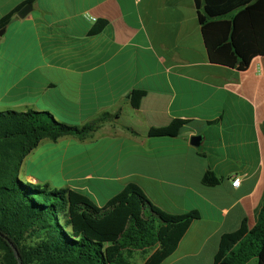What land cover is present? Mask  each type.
<instances>
[{"label": "crops", "instance_id": "0c3cea01", "mask_svg": "<svg viewBox=\"0 0 264 264\" xmlns=\"http://www.w3.org/2000/svg\"><path fill=\"white\" fill-rule=\"evenodd\" d=\"M28 2L31 10L18 17ZM14 9L0 36L2 92L74 125L110 114L83 138L52 140H64V156L94 165L80 180L94 175L97 206L133 182L166 212L198 211L160 264H213L223 233L243 219L255 225L264 192V56L241 71L210 62L194 0H0V18ZM98 19L106 27L89 35ZM138 88L145 93L134 108ZM176 118L187 120L180 135L147 134ZM208 169L217 184L202 182ZM22 174L55 187L20 164Z\"/></svg>", "mask_w": 264, "mask_h": 264}, {"label": "trees", "instance_id": "16d2710c", "mask_svg": "<svg viewBox=\"0 0 264 264\" xmlns=\"http://www.w3.org/2000/svg\"><path fill=\"white\" fill-rule=\"evenodd\" d=\"M194 3L210 62L241 71L255 56H264V0ZM16 10L0 18V27ZM106 24L96 20L88 34L102 32ZM144 93L141 88L131 91L132 107H138ZM109 116L103 113L98 121L74 125L56 120L49 111L0 110V264H132L133 251L146 249L153 251L142 264H160L175 250L191 221L199 218L197 210L160 209L133 182L96 206L81 190L20 178L21 160L40 140L83 138ZM186 123L176 118L166 126L149 128L147 134L175 137ZM202 182L215 185L219 178L208 169ZM255 214L252 228L243 219L236 230L220 236L213 264H248L252 259L264 264V192Z\"/></svg>", "mask_w": 264, "mask_h": 264}, {"label": "rangeland", "instance_id": "374dc122", "mask_svg": "<svg viewBox=\"0 0 264 264\" xmlns=\"http://www.w3.org/2000/svg\"><path fill=\"white\" fill-rule=\"evenodd\" d=\"M4 94L3 101H0V110L11 109L17 111L26 110L21 106L15 105L19 99L14 95V92H5L0 89V96ZM5 104H12L13 107L6 106ZM40 111H46L44 109H35ZM51 113V112H50ZM55 118V117H54ZM56 120H60L55 118ZM65 122L63 120H60ZM68 123V122H66ZM72 124V123H68ZM42 140L49 141L44 145L41 144ZM39 141L36 148H34L25 158L26 166H23V162L20 164L25 167V172L29 175H33L40 179H47L56 188L66 186H80L85 185V193L89 195L93 203L97 206V201L102 199L100 185L96 186L94 175H91L90 180H80L82 174L87 171H94V165L92 163L80 164L74 158L70 156H64L63 148L65 145L64 140L59 142H52L47 138ZM20 175V178L25 181V178ZM153 249H146L145 251L134 250L130 261L132 264H142L143 259L149 255ZM248 264H255V260L252 259Z\"/></svg>", "mask_w": 264, "mask_h": 264}, {"label": "water", "instance_id": "95a60500", "mask_svg": "<svg viewBox=\"0 0 264 264\" xmlns=\"http://www.w3.org/2000/svg\"><path fill=\"white\" fill-rule=\"evenodd\" d=\"M31 8H32V4H31L30 2H28V3L24 4V5H23V6L17 11L16 14H17V16L20 17V18H24V17L29 13V11L31 10ZM5 27H6V25L0 27V36L4 33ZM200 140H201V136H200V135H192V136L190 137V143H191L192 145H195V146L199 145ZM12 250H13V253H14L15 258H16V259H19V253H18L17 249H16L14 246H12ZM18 261H19V260H18ZM19 264H21V263L19 262Z\"/></svg>", "mask_w": 264, "mask_h": 264}, {"label": "built area", "instance_id": "2783aa9c", "mask_svg": "<svg viewBox=\"0 0 264 264\" xmlns=\"http://www.w3.org/2000/svg\"><path fill=\"white\" fill-rule=\"evenodd\" d=\"M239 181H240V177L239 176H234V178L231 181V184L233 186H237L239 184Z\"/></svg>", "mask_w": 264, "mask_h": 264}]
</instances>
